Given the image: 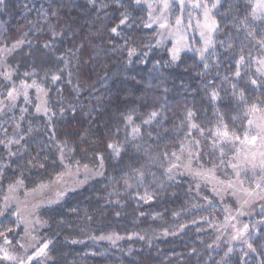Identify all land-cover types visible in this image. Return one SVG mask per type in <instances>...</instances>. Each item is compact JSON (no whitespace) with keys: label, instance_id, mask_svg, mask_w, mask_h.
<instances>
[{"label":"trees","instance_id":"trees-1","mask_svg":"<svg viewBox=\"0 0 264 264\" xmlns=\"http://www.w3.org/2000/svg\"><path fill=\"white\" fill-rule=\"evenodd\" d=\"M253 5L219 0L220 30L207 57L184 52L174 63L136 0H2L0 60L9 53L11 79L0 77V101L12 82L35 81L47 112H37L31 92L0 113V231L13 229L0 241L17 242L23 232L5 207L10 184L31 189L66 165L92 166L103 174L41 210L48 258L31 264H264V224L250 229L255 251L216 249L222 210L191 177L164 168L189 122L207 138L221 120L243 136L251 106L264 110V75L253 65L264 52V19L251 15Z\"/></svg>","mask_w":264,"mask_h":264},{"label":"rangeland","instance_id":"rangeland-1","mask_svg":"<svg viewBox=\"0 0 264 264\" xmlns=\"http://www.w3.org/2000/svg\"><path fill=\"white\" fill-rule=\"evenodd\" d=\"M136 1L148 9V25L157 28L158 43L167 49L174 63L184 52H195L201 59L207 57L212 46L208 47L203 56L200 54V50L204 48V41L209 37L204 27V5L206 4L210 9L212 5L207 0ZM165 3L168 4V8L164 7ZM196 4L201 6L194 7ZM213 11L214 9L211 10L210 16L215 18ZM256 17L264 19V13L258 11ZM178 18L181 20L179 25L176 23ZM161 24L165 26L161 27ZM201 32H204L203 37ZM215 33H211L212 45ZM8 54H4L0 60V77H5L4 72H9L11 75L5 60ZM261 60H264V52L254 57L253 65L259 74L264 75V64L260 63ZM24 85L33 84L12 82L10 91L16 90L15 99L8 96L7 99L1 100L0 113L14 107L21 97L28 100L31 92L36 97L37 108H40L37 112H47L45 90L38 85L27 88ZM249 120H252L253 124L247 126L245 134L249 137L248 141L244 140L245 135H243L239 136L240 140L228 139L219 142H215L216 137L207 138L204 131L201 134V129L192 127L196 125L195 122H189L181 149L164 162L169 177H191L198 189L203 188L210 195V205L222 210V221L213 224L214 244L216 249H224L226 253L237 248L251 252L248 248L250 229L264 224V167L260 165L261 153H264V130L260 127L264 125V110L252 111ZM252 136L260 138L252 143L250 142ZM233 164L237 167L233 168ZM253 164L256 165L255 168L252 167ZM102 174V168L66 165L52 181L40 183L34 188L26 189L23 181L22 184L18 181L10 184L5 196V207L14 211L18 225L23 227V232L17 242L5 244V240L0 241V250H7L9 254L23 259L25 264L47 260L50 241L41 233L45 226L40 216L41 210L55 205L68 193L82 188ZM244 225H247L248 229L242 232L239 238L234 239L238 233H241ZM101 239L116 244L122 238L117 235H106ZM45 243L48 244L45 254L36 256L35 254ZM29 256L33 257L31 261L27 259ZM1 263H17V261L0 259Z\"/></svg>","mask_w":264,"mask_h":264},{"label":"snow or ice","instance_id":"snow-or-ice-1","mask_svg":"<svg viewBox=\"0 0 264 264\" xmlns=\"http://www.w3.org/2000/svg\"><path fill=\"white\" fill-rule=\"evenodd\" d=\"M0 2H2V0H0ZM200 6H201V5H199V4L194 5V7H200ZM218 6H219V0H217L216 3H213V4H212V8H211V9L208 8V6H207L206 4L204 5V19H205L204 27L207 29V31H208V33H209V37H208V39H206V40L204 41V48H202V49L200 50V54H201V56H203L204 52L207 51L208 47L212 46L211 33L220 30L218 22L215 20V18H212V17L210 16V12H211V10H212V9H216ZM164 7H165V8H168V4L165 3V4H164ZM258 11L261 12V13H264V0H256V3H255V4L253 5V7H252V13H251V15H252V16H255V15L257 14ZM127 19H128V17H127V16H124V18L121 19V20L119 21V23H120V24H124V23L127 21ZM176 23H177V25H179V24L181 23V20L178 18L177 21H176ZM160 26H161V27H164L165 25L161 24ZM111 31H112L113 33H116V32H117V28H116V27H113V28L111 29ZM201 36H202V37L204 36V32H201ZM19 43H22V42H18V44L15 45L14 47H18V46H19ZM222 43H223V42H222ZM45 46L47 47V45H45ZM229 46H231V45H229ZM8 51H11V50H8ZM134 51H135V49H131V50L129 51V56H131V55L133 54ZM173 58H174V59L176 58V57H175V54H174ZM242 61H243V57H241L240 61L237 62V67H238V68H239V64H240ZM260 63L264 64V60H261ZM3 75L5 76L6 79H11V75H10L9 72H4ZM235 75H236V76H239V75H240V72L237 71V72L235 73ZM56 79H58V77H55V76H54V77H53V80H56ZM251 83H252L253 85H255V84H256V81L253 80V81H251ZM34 85H35V81L33 82V85H24V87L27 88V87H32V86H34ZM15 91H16L15 89H13L12 91H9V93H8L9 98H11V99H15V95H14ZM234 95H235V93H234ZM211 96H212V98L215 100V99L218 98V93L215 92V91H213V92L211 93ZM239 97H240V100L243 101V98H244V97H243V92H242V91L239 93ZM37 111H40V108H37ZM250 111H253V112L258 111V109H257V107H256L255 104L251 106ZM156 115H157L156 112H153V113L151 114L152 117H155ZM191 115H192V113L189 112V116H191ZM128 119L131 120V117H129ZM147 122H148V121H146V123H147ZM248 124H249V126H251V125L253 124V121H252V120H249V121H248ZM220 125H221V126L218 127L214 132H211V135L214 136V137H216V141H215V142H219L220 140H228V139L240 140V137H239V136H235V135H231V136H230V133H229V131L227 130V125L224 124L223 120H221ZM192 127H193V128H196L197 126H196V125H192ZM260 127H261L262 130H264V125H261ZM134 131H135V132H138L139 130H138V129H135ZM200 131H201V134H203V130L201 129ZM258 138H260V137H258V136H252L250 142L255 143V141H256ZM244 140H245V141H248V140H249V137H248L247 134H245V136H244ZM16 142L18 143L19 141H16ZM10 143H11V141H10ZM197 143H198V142H197ZM108 147L114 149L115 152H116V155H119V154H120L121 149L117 148L115 145H113V144H109ZM261 157H262V159H261V161H260V165H261L262 167H264V153H261ZM61 159H63V157H61ZM102 162H103V161H102V158H101V163H102ZM41 167H43V165H41ZM232 167H233V168H236L237 165L233 164ZM252 167L255 168L256 165L253 164ZM138 175L142 177V176H143V173H138ZM237 175H239V173H237ZM18 183L22 184V181H18ZM41 187H44V185H41ZM257 187H259V185H257ZM61 195H62V194H61ZM249 195H251V193H249ZM151 198H152L151 196H148V199H151ZM6 199H7V198H6ZM245 203H247V201H245ZM0 215H4V213H3L2 211H0ZM247 229H248V226H247V225H244V228L241 230V233H238V236H237V237H234V239H235V238H239V235L242 234V232L246 231ZM12 230H13V229H11V228H5L4 231H0V236H5V232L10 233V232H12ZM10 243H11V241H9V240L5 237V244H10ZM21 247H23V245H21ZM47 248H48V244L45 243V244L43 245V247H41L40 250H39L35 255H36V256L44 255V254H45V250H46ZM248 248L251 249L252 251H255V249L253 248L252 244H250V243L248 244ZM0 251H2V255H0V259L14 260V261H17V264H25V261H24L23 259H20V258H18L17 256H14V255L9 254L7 250H0ZM230 251H231V249H230ZM27 259H28L29 261H31V260L33 259V257H32V256H29Z\"/></svg>","mask_w":264,"mask_h":264}]
</instances>
